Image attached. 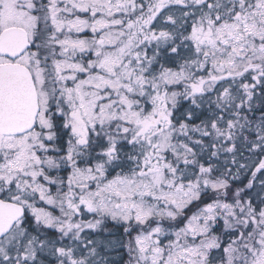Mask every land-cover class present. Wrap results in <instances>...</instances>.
Listing matches in <instances>:
<instances>
[{
  "label": "snow or ice",
  "instance_id": "6c2138e0",
  "mask_svg": "<svg viewBox=\"0 0 264 264\" xmlns=\"http://www.w3.org/2000/svg\"><path fill=\"white\" fill-rule=\"evenodd\" d=\"M0 264H264V0H0Z\"/></svg>",
  "mask_w": 264,
  "mask_h": 264
}]
</instances>
